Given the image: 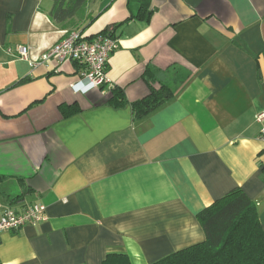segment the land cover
<instances>
[{
	"label": "crops",
	"instance_id": "crops-1",
	"mask_svg": "<svg viewBox=\"0 0 264 264\" xmlns=\"http://www.w3.org/2000/svg\"><path fill=\"white\" fill-rule=\"evenodd\" d=\"M144 2L148 20L114 28L108 83L85 91L74 62L40 60L66 30L51 0H0V216L34 203L46 215L0 233V264H102L110 252L150 264L202 241L197 214L236 187L264 230V0H92L83 32ZM147 64L190 76L136 117ZM114 87L127 104L107 103Z\"/></svg>",
	"mask_w": 264,
	"mask_h": 264
},
{
	"label": "trees",
	"instance_id": "trees-1",
	"mask_svg": "<svg viewBox=\"0 0 264 264\" xmlns=\"http://www.w3.org/2000/svg\"><path fill=\"white\" fill-rule=\"evenodd\" d=\"M90 1L92 0H51L47 15L61 28L83 31L95 18L87 12ZM150 14L148 4L144 2L140 5L137 15L131 14L122 22L107 25L98 33L109 32L114 35L113 31L117 25L133 16L148 20ZM189 76L190 73L180 67L170 72L168 69L161 71L147 64L142 78L149 91L144 97L129 103L134 115L141 117L150 114L169 102L187 82ZM127 102L120 87H114L107 100V103L113 106H121ZM59 108L64 117L74 112L72 105L61 104ZM197 220L204 232L202 241L171 252L150 264H264V230L257 206L241 188H233L205 207L197 214ZM102 264L131 262L124 252H110Z\"/></svg>",
	"mask_w": 264,
	"mask_h": 264
},
{
	"label": "built area",
	"instance_id": "built-area-1",
	"mask_svg": "<svg viewBox=\"0 0 264 264\" xmlns=\"http://www.w3.org/2000/svg\"><path fill=\"white\" fill-rule=\"evenodd\" d=\"M118 44V37L109 32L88 37L81 29L65 30L62 36L41 54L40 60L72 61L79 66L77 82L80 88H99L108 83L106 70L109 57L118 48ZM7 50L11 52V48ZM15 51L18 56L26 57L28 47L17 45ZM263 118L264 112L258 113L257 119L260 121ZM260 134L264 138V128ZM45 219V205L42 203L28 205L19 211L8 208L0 216V233L17 230L25 224L35 225Z\"/></svg>",
	"mask_w": 264,
	"mask_h": 264
},
{
	"label": "clouds",
	"instance_id": "clouds-1",
	"mask_svg": "<svg viewBox=\"0 0 264 264\" xmlns=\"http://www.w3.org/2000/svg\"><path fill=\"white\" fill-rule=\"evenodd\" d=\"M85 91H87V89H85Z\"/></svg>",
	"mask_w": 264,
	"mask_h": 264
}]
</instances>
